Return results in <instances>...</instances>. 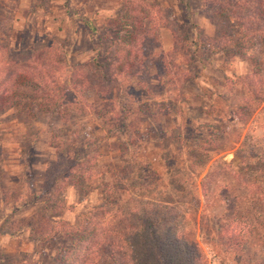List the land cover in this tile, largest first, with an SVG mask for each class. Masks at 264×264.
<instances>
[{"label": "rangeland", "instance_id": "rangeland-1", "mask_svg": "<svg viewBox=\"0 0 264 264\" xmlns=\"http://www.w3.org/2000/svg\"><path fill=\"white\" fill-rule=\"evenodd\" d=\"M215 6L0 0V62L43 76L16 84L19 97L0 108V193L7 201L0 210V264H112L110 244L122 243L110 234L115 210L148 203L181 216L177 230L200 252L197 264H264V105L234 115L246 102L244 88L255 97L264 92V40L250 44V52H222L239 29ZM126 8L141 10L137 43L152 50L153 63L137 75L136 56L119 85L89 77L88 64L105 63L119 42L115 31ZM192 40L205 44L200 52ZM82 142L86 175L78 168L74 179L59 176L51 167L56 146L65 152ZM134 161L137 176L126 181L122 170ZM33 194L32 204L14 209ZM83 226L91 236L75 248L67 231Z\"/></svg>", "mask_w": 264, "mask_h": 264}, {"label": "trees", "instance_id": "trees-1", "mask_svg": "<svg viewBox=\"0 0 264 264\" xmlns=\"http://www.w3.org/2000/svg\"><path fill=\"white\" fill-rule=\"evenodd\" d=\"M180 1L184 6L189 8L190 0ZM214 4L216 5L215 7L218 13L236 23L239 29V35L232 36L228 39V45L222 49V52H227L225 51L226 49H242V51L250 52V48H252L250 44L255 42L258 38L264 40V0H207L208 8H211V6L214 7ZM126 10L128 15L126 16L125 22L122 24V18H120L118 22L120 26L116 28V31L114 30L115 37L119 42L112 44L109 50V57L105 63L94 60L88 64L87 71L89 77L97 78L109 84L116 83L119 85V79L121 76L123 77L124 70L128 68V72L133 71L135 66L133 62L135 60H133V58L136 56L141 58L138 60L141 66L138 68L137 75L140 74L142 65L153 63L150 59L152 50L149 49L148 51L145 47L141 49V47H138L139 43H137L139 37L137 20L139 17H142V15H140L141 10L140 12L135 8H126ZM134 15L137 17H134ZM89 26L93 32H96V28L92 23H90ZM194 28L197 29V26ZM172 31L177 34L174 28ZM191 44L195 46L196 53L200 52V48L205 45L201 44L198 40H192ZM119 52L121 53L119 54ZM33 54L34 53H32L31 56H33ZM1 59H3V57ZM15 64L16 63L13 61H5L4 64L0 62V108L8 107L13 103L14 98L19 97L18 94L13 92L16 84L22 85L27 83L28 80L41 81L43 78L41 73H26L25 70H21L20 67ZM70 68L71 70H75L74 67ZM4 74H7V76L10 75V80H5L3 78ZM77 85L76 87L79 89L83 88L85 82H79ZM68 87H70V85H68ZM262 87L264 88V86ZM244 89L246 93H244L246 102L243 107H238V109L234 111V115L238 118L244 114L245 110L253 114V112L264 105L263 91H260V94L255 97L256 93L252 87L248 85L247 88ZM67 91H71V88H68ZM104 99L106 101L108 100L107 97ZM48 100L49 99H43V102H47ZM33 101H36V99H33ZM109 101V107L116 103L113 98ZM111 113H114L113 110ZM113 127L116 128V124H113ZM122 129L124 134L129 136L124 128ZM105 131L108 135L111 134L109 129L106 128ZM80 145L82 147L71 148L65 150V152L62 151L65 145L56 146L57 161L56 164L51 165V167L57 166L60 170L59 176H65L67 179H74L78 176L79 172H81L83 176L86 175V164L89 163L88 155L85 150L87 145L84 142ZM132 150L133 148L130 146L128 152L130 153ZM78 168H80L79 172H77ZM138 170V164L135 161L128 162L127 166L122 170V175L125 173V175L128 176L125 180L129 181L132 177L137 176ZM260 171L264 176V168ZM83 176H81V178ZM49 177L51 178V173L48 172L46 183L48 188H52L54 180L53 178L50 180ZM109 190L110 188L106 187V191ZM1 196L0 193V210L1 206L7 202L6 199L3 200ZM32 196L30 195L24 203L15 206L14 209L18 210L32 204L37 198L35 194ZM259 196L261 197V195ZM147 205L149 206V203ZM147 205H142L140 208L132 206L119 207L115 210L112 218V222L115 223V228L110 234L120 237L122 243L120 246H117L115 243L110 244L112 250L109 251L108 259L111 263L197 264V254H200V252L195 245L184 239L183 237L185 236L183 234L181 235L177 230V225H179L181 221V216L174 209L168 207H157V205L148 207ZM69 229L71 231L68 230L67 234L73 239L75 248L80 246L83 247L86 240L88 241L89 236H91V234H88L90 228H85L84 226L83 230L76 227H71ZM248 230L249 228L246 227L244 230H241L242 232H239L243 240L244 237H246L243 233L248 232ZM122 245L126 247L128 256L125 255L126 251L121 252L123 251Z\"/></svg>", "mask_w": 264, "mask_h": 264}]
</instances>
